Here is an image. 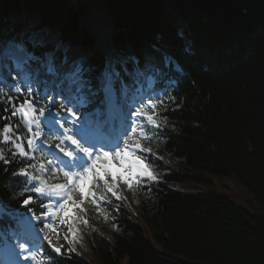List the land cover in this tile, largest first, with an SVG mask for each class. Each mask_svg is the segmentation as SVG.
<instances>
[{"label": "trees", "instance_id": "1", "mask_svg": "<svg viewBox=\"0 0 264 264\" xmlns=\"http://www.w3.org/2000/svg\"><path fill=\"white\" fill-rule=\"evenodd\" d=\"M87 1L105 12L111 45L132 67L144 71L152 61L162 70L145 72L155 75V100L163 101L152 111L158 127L151 131L152 157L144 161L160 177L134 181L138 214L120 198L103 200L106 220L116 227L112 243L92 231V258L74 252L55 264H171L159 254L185 264H264V0ZM87 6L84 0H0V45L17 39V15L34 19L37 29H56L69 47L87 44L78 22ZM46 49L60 50L29 46L36 54ZM87 55L89 66L101 61ZM22 166L8 175L0 168V200L12 209L22 207L13 196L23 181H8ZM214 178H232L251 191L254 210L214 191L191 192L210 188ZM47 259L39 254L37 264Z\"/></svg>", "mask_w": 264, "mask_h": 264}, {"label": "snow or ice", "instance_id": "2", "mask_svg": "<svg viewBox=\"0 0 264 264\" xmlns=\"http://www.w3.org/2000/svg\"><path fill=\"white\" fill-rule=\"evenodd\" d=\"M30 42L36 46L35 40ZM39 43L43 46L44 42L41 40ZM60 47L62 45L58 44L57 49ZM5 61L9 63L6 64ZM67 62L68 57L65 56L63 63L57 66L54 53L51 52L44 53L42 59L41 56L30 52L23 40L6 46L0 45V102L6 101L3 112L0 113V143L8 145L7 150L0 148V168H3L4 175H8L10 167L15 164L23 165L11 172L13 179L8 181L13 183L17 177L23 181L22 184L15 185L20 191L13 196V199L21 203V209H12L0 200V243L13 251L19 249V252L14 251L17 258L27 252L24 259L35 260L37 252L32 251V246L20 232L19 225L23 223L34 232L43 233V240L47 243L40 247L46 251L39 254L48 259L41 260L40 264H55L57 258L71 259L75 252L74 248L58 245V242L53 240V236L59 235L54 221L58 220L60 226H66L67 232L75 236V229L69 223L72 219L68 214L69 206L78 208L85 203L86 181H103L105 190L116 195L108 179L112 176L106 167L109 158L117 161L121 167L127 165L125 171L129 176L124 183L129 186L133 181L157 179L149 165L144 163L145 160L151 159V150L142 149L140 142L133 140L132 136L144 133L145 126L135 123L136 120L147 119L151 125L147 129L148 132H151L153 127H158L153 116L149 115L145 108L155 112L158 106H163V101L148 99L145 102L141 98L139 106L130 105L123 130L109 141L97 142L93 138L94 129L89 127V120L92 118H95L97 130L107 125L111 110L119 108L121 101L127 98L130 85L126 83L125 78L133 74L139 75V65L136 64L130 71L127 61L109 60L93 78L94 66L85 67L86 58L73 60L70 70L63 73V65ZM169 63H172L171 58L166 57L165 64ZM33 64H36V67H33ZM5 70L11 79L5 75ZM148 71L159 73L162 70L154 62L148 61L144 72ZM42 73L51 77L62 75V83L68 85L67 95L64 91L57 93L60 97L58 108L56 97L46 93L41 96L39 90L33 87L41 82ZM6 89H10L11 94ZM89 106H94L91 113L87 111ZM81 109L85 111L81 112ZM21 128L24 132L20 131ZM137 129L141 131L138 133ZM53 132H58L59 135L49 136ZM137 150L141 151L143 160L136 155ZM101 168L104 170L103 175ZM37 170L40 175L34 174ZM48 178L63 179L64 182H49ZM88 191L95 196L90 188ZM92 202L95 203V199ZM30 205H35L39 210L38 214L29 207ZM6 215L16 222L17 227L10 226L5 231L2 221ZM53 218V223H45ZM32 221H39L44 227L37 230ZM84 223L86 224L87 220ZM63 240L71 244L68 235H64ZM0 264L9 262L0 261Z\"/></svg>", "mask_w": 264, "mask_h": 264}, {"label": "rangeland", "instance_id": "3", "mask_svg": "<svg viewBox=\"0 0 264 264\" xmlns=\"http://www.w3.org/2000/svg\"><path fill=\"white\" fill-rule=\"evenodd\" d=\"M75 1V0H73ZM84 4L88 5L82 12L81 15L78 18V22H79V26H81V28L85 31L86 36L89 37V39H87V41H91L92 44V50H96L98 51L99 55L103 58L106 55H108L111 58V55L113 57V61L114 59L116 60H121L122 59L120 57H118L117 54H111V53H115L114 48L112 47L111 43H110V38L109 39V43H110V47H105L103 45H106V38L105 35L104 37H102V34H100L98 32L99 30H103L105 28V32L109 33V36L111 35V29L109 24V20L105 14V12L103 11H98L96 9V7L94 5H90L88 4L87 0H84ZM17 17V18H15ZM13 19L14 21L17 20L18 24H19V32L21 35V38L17 41L11 42V43H17L21 40L25 41L26 46L27 44L29 45H33L30 41L35 40L36 41V45H40V41L42 40L44 44L50 43V42H55L56 41V37H57V30L56 29H51V30H43V29H37L35 28V23L36 21L34 19L32 20H24L23 17L25 16H15ZM23 34V35H22ZM10 44V43H9ZM59 44V43H57ZM65 45L62 44V54L66 53L65 52ZM76 48H80L79 46H76ZM80 51V49H76ZM73 51V49L67 50V53L65 54V56H67V54L71 53ZM117 52V51H116ZM72 54V53H71ZM76 55V54H75ZM41 58H44V55L41 56ZM5 63H9L8 61H5ZM99 72H93L92 76L93 78L95 77L96 74H98ZM5 75L9 76L7 70H5ZM12 75H15V73H12ZM153 79L152 78H148L146 79V84L149 87H151V81ZM63 79L59 80V82L57 83V85H52L54 87H60V90L58 91L56 89V94H48V92L45 91H39L40 95L43 96L45 93L49 96H53L56 97V106L59 107L58 101L60 98L57 93L61 92L64 88V84L62 83ZM62 83V85H61ZM33 87H35V85H33ZM37 88V87H35ZM38 89V88H37ZM151 93L147 96V97H151ZM138 106V105H135ZM71 107V106H70ZM145 111L148 112L149 115L152 116V110L150 108H145ZM137 124H143L145 126L144 128V133L141 135H135L133 134L132 139L133 140H138L141 144V148H150L153 145V140L151 138V133L147 131L148 127H151V125H149L147 119L144 120H138L137 122H135ZM124 124V122L122 123V125ZM96 125V124H95ZM68 126V125H67ZM122 127V126H121ZM121 127L119 129V126H116L115 129L108 135L107 139H111L114 138L118 133H120ZM141 130L137 129V132L139 133ZM45 139H48V137H44ZM122 139V137H121ZM8 146L5 148V150H7ZM137 156L142 157V155L138 152H136ZM106 167L108 168V170L111 172L112 176L109 177V182H110V186H113V191L116 193V195H113L112 193H109L105 190L104 188V184L103 181H94V180H89L85 182V203L83 205H80L78 208H73V206H69V212L68 214L72 217V219L69 220V223L72 225V227L75 229V236H72L71 234H69L67 232V227L66 226H60L59 225V221L55 220V222L57 223V227H60V232L59 235L54 237V240L56 241H64L63 240V236L64 235H68L69 236V240L71 241V244H67V242H65V244L67 245V247H71L75 249V253L83 255L85 257L88 258H92V254L89 251V247H88V241L87 238L89 235L90 237L92 234V231H95V233L97 235H100L101 237H103L107 242L112 243L113 242V233L116 229L115 225H110V223H108V221L106 220L107 216H108V211L105 207V205L102 204L103 199H115V198H120L123 202H126L130 205L132 211L136 214H138V210H139V205H140V200H141V195L139 193H137L135 191V189L133 188V185L131 183V186H129V184L124 183L125 179H128V172L125 171V168L127 167V165H125L124 167H121L120 164L115 161L112 160L111 158H109V163L106 165ZM149 169L151 170V167H149ZM152 171V170H151ZM153 172V171H152ZM34 174L40 175L39 171L37 170V172H35ZM104 174V170L103 168H101V175ZM154 174V173H153ZM157 178L160 177V175L158 174H154ZM114 178V179H113ZM51 179V178H49ZM215 180V184L213 186L209 187H204L201 185L195 186L194 188H192L191 192L193 193H204L205 191H214L216 193H220L222 195L227 196L228 198H230L231 200H233L235 203L247 208L250 211H253L255 206H252L251 201H253V197H252V192L247 190L245 187H243L242 185H240V183H238L237 181H234L232 178H224V179H216ZM59 183V182H57ZM63 183V182H61ZM178 188H182V186H177ZM91 189L92 193H95V196H92L88 189ZM246 196V197H245ZM73 198H76V193H73ZM102 198V199H101ZM95 199V203H93L92 201ZM247 201H246V200ZM244 204H242V203ZM247 204V205H246ZM250 204V205H249ZM80 209H83V211H81ZM87 214L93 215L95 217H93V219H87ZM54 219V218H53ZM87 220V223L85 224L84 221ZM102 225V227L100 226ZM22 232H27V229H22ZM145 235L147 237H149L150 240H152L150 234L148 233L147 229L145 230ZM31 240H33L31 238ZM154 242V241H153ZM36 240L31 241L30 245L32 246V251L35 252L36 250ZM155 246L157 248H159V246L154 242ZM19 252V249H18ZM28 253H22L20 256L24 257L26 256ZM159 256L161 258H163L165 261L171 263V264H185L183 259L181 257L178 256H174V255H170V256H166V255H162L159 254ZM32 261V260H30ZM123 264H126L125 262H123Z\"/></svg>", "mask_w": 264, "mask_h": 264}, {"label": "bare ground", "instance_id": "4", "mask_svg": "<svg viewBox=\"0 0 264 264\" xmlns=\"http://www.w3.org/2000/svg\"><path fill=\"white\" fill-rule=\"evenodd\" d=\"M81 4V3H80ZM109 26H110V29H111V25H110V22H109V24H108ZM112 30V29H111ZM14 31V30H13ZM98 32L100 33V34H102V37H104V35H105V38H106V42H105V44L106 45H103V46H105V47H110V43H111V41H110V43H109V39L108 38H110V36H109V33L108 32H105V28L103 29V30H99L98 29ZM108 47V48H109ZM111 114L113 115V114H115V112H113V110H111ZM121 130H123V125H122V127H121ZM96 135V134H95ZM59 183H61V182H59ZM246 197V196H245ZM246 200V199H245ZM247 201V200H246ZM242 203V202H241ZM242 204H244V203H242ZM247 205V204H246ZM250 205V204H249ZM7 251H8V259H9V261H14L13 260V257H15V255H14V251H13V249H11V248H9V247H7ZM2 254V256L4 257V254H3V252L1 253ZM10 257V258H9ZM4 261H5V258H4ZM14 264H17V263H14Z\"/></svg>", "mask_w": 264, "mask_h": 264}]
</instances>
